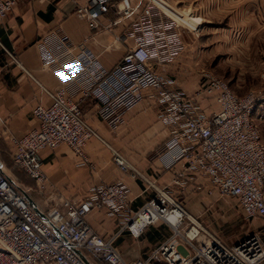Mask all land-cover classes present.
Returning <instances> with one entry per match:
<instances>
[{"label":"built area","instance_id":"2783aa9c","mask_svg":"<svg viewBox=\"0 0 264 264\" xmlns=\"http://www.w3.org/2000/svg\"><path fill=\"white\" fill-rule=\"evenodd\" d=\"M22 0H0V21ZM72 0L76 13L93 32L112 30L118 22L129 21L124 37L133 41L122 60L106 69L98 56L85 44L78 46L76 72L87 85L77 99L66 89L52 93L51 103L38 105L33 116L38 127L12 140L14 168L22 170L36 184L47 204L41 207L31 199L22 185L14 181L0 163V264H261L264 261L262 235L255 234L237 246H229L206 232L189 218L181 202L166 188L141 176L117 152L114 162L124 174L142 179L155 195L142 208H131L130 189L122 181L90 189L80 201L48 194L51 185L40 155L62 145L88 163L85 147L96 130L85 120L81 103L95 99L99 116L115 126L125 113L141 103L146 91L164 105L159 118L169 130L170 138L158 154L165 170L177 169L183 181L198 175L208 180L211 189L234 199L249 219H259L264 230V141L254 112L264 103V93L251 90L237 96L223 79L203 72L200 89L189 96L176 86L172 77L160 75L150 63L171 65L184 51L181 24L169 17L171 6L165 0ZM113 10L115 21L102 24ZM115 43L121 38L115 37ZM60 47L71 53L68 38ZM19 66L17 58L10 56ZM264 79V77H263ZM211 99L216 108L201 107ZM180 182V181H179ZM47 194V196H46ZM38 208L39 213L34 210ZM104 213L116 222L118 231L104 237L94 231L89 216ZM181 212L176 224L169 219ZM164 223L175 235L153 249L144 260H123L115 243L129 232L141 237L147 228ZM196 222V223H195Z\"/></svg>","mask_w":264,"mask_h":264},{"label":"crops","instance_id":"0c3cea01","mask_svg":"<svg viewBox=\"0 0 264 264\" xmlns=\"http://www.w3.org/2000/svg\"><path fill=\"white\" fill-rule=\"evenodd\" d=\"M133 1L137 5L143 4L142 0ZM225 1L214 0V5L225 4ZM230 3L236 5L230 21L238 31L230 28L228 33L207 34L198 38L182 29L181 25L182 55L171 65H159L155 61L150 63V67L162 76L173 77L176 86L189 96H194L200 89L204 71L225 80L237 96H244L251 89L264 93V0H231ZM75 6L72 0H22L11 9L5 20L0 21V163L5 153H11L12 157L13 139L38 127L33 109L51 103L48 91L55 93L65 88L71 98L77 99L80 91L87 87L76 72L79 67L76 60L78 46L85 44L110 70L122 60L127 47L133 45L132 40L124 37L130 24L128 20L118 22L111 31L102 29L93 32L76 13ZM116 19L115 12L111 10L102 24L107 25ZM118 36L122 40L115 43L114 38ZM63 37L70 41L73 47L71 53L66 52L67 48L60 47ZM223 42L245 51L240 69L224 57L220 58L218 66L214 64L221 54L216 53V48ZM10 56L17 58L21 66ZM210 106L217 107L211 99L201 103L203 110H208ZM99 108L95 99L87 98L81 103L85 120L99 135L85 147L87 164H82L80 157L66 145L40 155L51 185L48 194L57 192L67 199L80 201L95 186L122 181L130 189L132 210H139L153 198L155 190L144 178L133 179L128 173L124 174L116 166L113 152L122 156L141 176L158 187L168 189L181 204L191 205L202 200L205 192L211 189L209 181L198 175L181 181L176 168L165 170L161 165L158 154L170 138V133L159 118L164 105L152 97L151 91L144 92L141 103L127 111L123 120L115 126L100 118ZM254 116L257 117L255 122L258 127L259 118L264 124V103L256 108ZM36 201L41 207H47L42 197ZM88 222L94 231L104 237L118 231L116 222L104 213L92 214ZM152 227L160 231L156 225L146 231ZM261 230L264 241L263 226ZM106 233H110L109 236L103 235ZM160 234L161 231L159 239ZM128 237L132 236L125 232L118 239L127 241ZM153 249L135 260H144Z\"/></svg>","mask_w":264,"mask_h":264},{"label":"rangeland","instance_id":"374dc122","mask_svg":"<svg viewBox=\"0 0 264 264\" xmlns=\"http://www.w3.org/2000/svg\"><path fill=\"white\" fill-rule=\"evenodd\" d=\"M165 1L172 8L170 12H167L168 16L176 19L182 25V29L190 31L192 36L202 38V35L207 36V34H224L228 33L230 28L238 31L235 26H232V21H230L231 15L233 17L234 11L236 10V5L230 3L231 0L225 1V4L222 5H214V0ZM234 32L235 30L232 33L234 34ZM216 53H221L219 57L215 59V62L213 59L214 64H217L216 66L219 65L220 58L224 57L227 58V60L229 58L230 63L236 64L235 66L238 69L243 65L242 58L246 56L245 51L241 47L227 46L225 42L216 48ZM261 80L263 82L262 77ZM256 118L257 117L254 116L255 121L257 120ZM259 120V130L262 133L264 141V124H261L260 118ZM10 155L11 153L9 152L5 153V157L1 159L6 172L14 181L22 185L31 199H41V196L36 190L35 182L22 170L14 168ZM182 206L185 212L192 216L206 232L229 246H237L240 242L247 240L255 234L260 235L262 232L259 219H249L244 212L241 211L234 199L223 195L221 196L214 189H208L202 200L196 201L191 205L184 203ZM156 227L162 232V235L160 234V239L158 235L160 231H156V229L152 227L149 231H145L139 238H135L131 235L132 237H128L127 241H125V239H118L116 241L115 246H117L126 263L142 258L146 251L155 248L160 242L175 235L174 229L162 223L156 224ZM109 234L110 233H106L103 235L109 236ZM152 240H154V242H152Z\"/></svg>","mask_w":264,"mask_h":264},{"label":"bare ground","instance_id":"6f19581e","mask_svg":"<svg viewBox=\"0 0 264 264\" xmlns=\"http://www.w3.org/2000/svg\"><path fill=\"white\" fill-rule=\"evenodd\" d=\"M181 212H176V214L173 216V217H171L170 219H169V222L172 224V225H175L176 224V221H177V219H178V217L179 216H181ZM187 215H188V217L190 218L191 216L187 213ZM192 219H194L193 217H191ZM193 221H196L195 219L193 220ZM197 222V221H196ZM195 222V223H196ZM202 228V227H201ZM204 229V228H203Z\"/></svg>","mask_w":264,"mask_h":264},{"label":"water","instance_id":"95a60500","mask_svg":"<svg viewBox=\"0 0 264 264\" xmlns=\"http://www.w3.org/2000/svg\"><path fill=\"white\" fill-rule=\"evenodd\" d=\"M34 210H35L37 213H39V211H38V208H37V207H34Z\"/></svg>","mask_w":264,"mask_h":264}]
</instances>
